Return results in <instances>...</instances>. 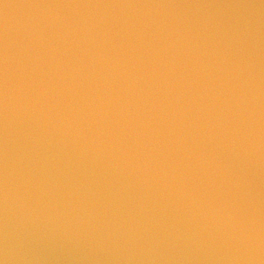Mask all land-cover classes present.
Masks as SVG:
<instances>
[{
	"label": "water",
	"instance_id": "95a60500",
	"mask_svg": "<svg viewBox=\"0 0 264 264\" xmlns=\"http://www.w3.org/2000/svg\"><path fill=\"white\" fill-rule=\"evenodd\" d=\"M0 264H264V0H0Z\"/></svg>",
	"mask_w": 264,
	"mask_h": 264
}]
</instances>
